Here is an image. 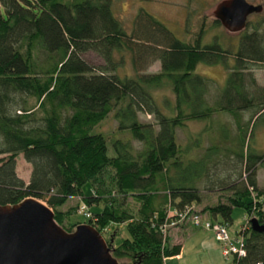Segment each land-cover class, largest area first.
I'll list each match as a JSON object with an SVG mask.
<instances>
[{
  "label": "trees",
  "instance_id": "16d2710c",
  "mask_svg": "<svg viewBox=\"0 0 264 264\" xmlns=\"http://www.w3.org/2000/svg\"><path fill=\"white\" fill-rule=\"evenodd\" d=\"M253 27L239 35L231 52L215 41L179 40L143 10L127 32L112 0H0V205L43 199L61 224L67 216L60 207L78 197L93 208L81 223L98 232L125 223L127 236L115 245L105 242L115 259L164 264L163 257L177 254L180 245H161V224L176 220L172 210L200 201L198 182L214 188L208 166L220 162L214 176L229 193L202 210L227 225L232 208L240 206L264 224V188L256 183L264 152L255 142L256 130L264 129V86L250 74L252 65L264 64V38ZM87 51L102 62L86 61ZM124 52L132 74L116 71ZM228 56L233 65L220 89L212 90L213 80L193 71L200 61L227 68ZM154 60L157 71L141 72ZM165 84L173 97L159 103L155 91ZM112 110L117 128L130 136L115 138L108 155L104 136L92 129ZM220 111L233 118L234 134L216 122L217 134L203 152L182 158L176 129ZM139 113L153 120L141 121ZM18 154L30 164L26 182L16 174ZM107 167L106 184L100 175ZM126 195L139 202L135 212L121 205ZM244 249V255L231 256V264H264V229H252L250 220Z\"/></svg>",
  "mask_w": 264,
  "mask_h": 264
},
{
  "label": "rangeland",
  "instance_id": "374dc122",
  "mask_svg": "<svg viewBox=\"0 0 264 264\" xmlns=\"http://www.w3.org/2000/svg\"><path fill=\"white\" fill-rule=\"evenodd\" d=\"M218 1L219 0H112V10L127 32L131 28L132 19L136 12L143 10L160 20L173 36L179 40L189 44H192L196 38L199 39L200 44L215 41L221 45L222 48H226L231 52H234L238 44L239 35L243 31H251L254 28L253 26L256 27V31L264 38L263 6L261 11L252 12L247 16L245 25L241 30L238 32H230L223 27L214 15L213 9ZM247 1L253 4H264V0ZM82 57L90 63L98 64L102 62L100 56L93 51L84 52ZM114 57L117 58L118 54L115 53ZM122 57V62L116 68V71L120 74H132V66L127 52H124ZM227 58V68L221 63L208 64L200 61L196 64L193 71L213 80V87H211L212 90H215V88L220 89L224 85L227 73L233 65V59L229 56ZM158 69L159 62L158 60H154L148 63L141 72L157 71ZM250 74L254 78L256 84L264 86V64L252 65L250 68ZM155 94L159 103H162L161 98L163 96H167L169 99L173 97L168 84L157 89ZM31 101L32 100L30 99V102ZM113 110L92 129L93 132H99L104 136L108 155L114 154L112 141L115 138L124 139L129 138L130 136L128 130L117 128V121L114 118ZM138 117L141 121L153 120L152 115L147 113H139ZM242 117H247V113H243ZM216 122H221L225 126L228 125V133L232 135L234 134V120L231 115L224 113L223 111L212 113L210 117L204 119H188L183 126L176 129V141L179 144L181 151L184 152H182V158H196L203 152L204 148L211 143L210 140L213 139L212 137L217 134V132H213L216 128ZM205 128H209L211 131L206 132ZM255 135V142L256 146L259 148V152H264V129L258 128ZM133 143H135V146L138 145L135 141H133ZM219 163L220 162H217V165L210 164L208 166V173L211 177L210 179L215 182L213 183L214 188L204 186L202 181L198 182L201 199L198 203H194L190 207L191 210L201 213L200 215L202 219H213L211 215L207 214L206 210L202 209L208 205H213L218 201L224 202L226 200V195L229 193L225 191V187L219 182V179L216 178L217 176H214V174L217 175L218 173ZM15 170L16 174L25 182L28 180L30 164L22 158L21 154H18L16 157ZM108 171H110L109 167L104 169V173L100 175L101 179H104L106 184L109 182V176L106 173ZM91 183L94 185L97 181L94 180L91 181ZM256 183L259 188H264V156L261 160V164L256 169ZM90 184H84V189H88L89 191V189H91ZM38 200L46 204L43 199ZM154 200L156 206H161L163 204L160 202V196L154 197ZM120 201L121 205L127 207L131 212H135L139 207V202L131 195H126V197ZM80 204L81 202L78 197L68 198V200L60 207V209L65 212V216H67L66 219H63L62 222H60L61 224L56 221L55 223L66 232L74 230L75 226H71L70 222L71 224L84 222L90 214L89 210L93 209L92 207L81 209ZM100 204L101 203H99V206ZM49 208L51 209V207ZM73 210L76 213L69 214V212ZM244 212V209L240 206H234L231 210V223L225 226L227 232L230 235H234L233 237L236 236L235 230L243 232L241 234L243 235V238L245 236V232L248 228V224H246L245 221L246 219L248 221L251 217L244 214ZM215 219L220 220L219 215H217ZM185 223H188L187 225L189 227L187 226L184 230L182 229V226L186 225ZM192 226L196 225L191 222L190 218L185 217L182 221H177V224L175 223L167 226L165 232L163 231L161 245L165 243L169 245L174 244V241L178 242L179 238L184 245L183 257L177 258L172 256L166 258L167 256H165L163 257V259L165 258L164 264H231V255L225 257L219 249H217L218 251L215 249L206 251V249L201 247L198 244L197 236L195 237L194 234L190 233V231L195 230ZM196 231L199 237L205 230L198 227L196 228ZM100 234L105 242H108L111 245H115L121 237L128 235L125 223H110L100 230ZM116 259L119 264L130 263L129 260L123 257H117Z\"/></svg>",
  "mask_w": 264,
  "mask_h": 264
},
{
  "label": "water",
  "instance_id": "95a60500",
  "mask_svg": "<svg viewBox=\"0 0 264 264\" xmlns=\"http://www.w3.org/2000/svg\"><path fill=\"white\" fill-rule=\"evenodd\" d=\"M262 4L247 0H219L215 17L230 32H238ZM250 226L263 230L251 217ZM0 264H119L104 238L92 225L80 223L66 232L53 221V211L40 200L25 197L0 205Z\"/></svg>",
  "mask_w": 264,
  "mask_h": 264
},
{
  "label": "built area",
  "instance_id": "2783aa9c",
  "mask_svg": "<svg viewBox=\"0 0 264 264\" xmlns=\"http://www.w3.org/2000/svg\"><path fill=\"white\" fill-rule=\"evenodd\" d=\"M191 206L184 207L181 211L172 210V214L176 215V220H171L161 224L160 229L162 232L166 230V227L172 224H175L176 221H182L185 217L190 218L191 222L196 226H201L212 231L215 240L219 243V247L223 256L233 255L236 257L242 256L245 253L244 249V238L242 233H236V236L230 235L226 226L216 219H202L201 213H198L195 210H191ZM81 209H84L85 206L80 205ZM79 208V209H80ZM249 220L245 221L248 224ZM247 226V225H246ZM248 227V226H247ZM163 232V233H164Z\"/></svg>",
  "mask_w": 264,
  "mask_h": 264
},
{
  "label": "crops",
  "instance_id": "0c3cea01",
  "mask_svg": "<svg viewBox=\"0 0 264 264\" xmlns=\"http://www.w3.org/2000/svg\"><path fill=\"white\" fill-rule=\"evenodd\" d=\"M187 224L186 225H183L182 226V229L185 230L187 228V226H188ZM192 227L195 228V230L190 231V233L194 234L195 237L197 236L198 244L201 247H203L204 249H206V251L207 250H210V249H215L216 251H218L217 249H219V251H220L219 243L215 240L212 232L209 229H205V228L200 227V226H192ZM198 227L200 229L202 228V229L205 230L204 233L201 236H199V237H198V234H197V231H196V228H198ZM174 242H175L174 244L178 243L180 245L179 252L177 254H174V255H169L166 258H170L172 256L177 257V258H180V257H183L184 256V253H183V251H184V245L182 244L181 239L179 238V241L178 242L177 241H174Z\"/></svg>",
  "mask_w": 264,
  "mask_h": 264
}]
</instances>
